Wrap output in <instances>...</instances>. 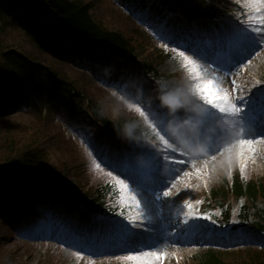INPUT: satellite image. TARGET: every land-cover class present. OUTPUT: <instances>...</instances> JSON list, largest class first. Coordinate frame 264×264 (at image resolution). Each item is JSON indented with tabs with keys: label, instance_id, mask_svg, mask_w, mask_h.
Segmentation results:
<instances>
[{
	"label": "rangeland",
	"instance_id": "obj_1",
	"mask_svg": "<svg viewBox=\"0 0 264 264\" xmlns=\"http://www.w3.org/2000/svg\"><path fill=\"white\" fill-rule=\"evenodd\" d=\"M85 1L89 2L92 7L91 13L97 21H101L104 28L121 31L125 37L129 39L140 60H152L151 53L153 50L156 48L160 49V47L163 46L162 43L159 42L163 40L157 36H160V34H154L155 38L159 40L155 46L154 41L150 42L149 39L146 38L149 37L147 34L149 32L147 31L146 33V31L143 30L130 15L126 14L114 0ZM229 1L230 2H227L230 3L231 9L229 7H224L225 3H227L225 1L218 2V0H214L212 2L213 6H217L219 9H223L230 14L236 13L234 16H236L240 22L246 24L247 29L260 26L264 23V3L260 2V0ZM257 10H259V12ZM145 12L154 17L156 11ZM230 17L227 18L235 21L233 16ZM151 23L152 22H150V24ZM208 25L210 28L218 26V31H220L223 26L229 27V25H226L221 20L209 22ZM3 27L4 28H0V39L3 45L7 43L13 44L15 45L13 47L20 50L29 60L36 58L38 60L39 58L43 65L53 64L57 67H61L62 70L64 69L63 73L67 79H69V81H75L80 88L83 89L82 91L85 94V99L88 101L86 102L87 105L84 104V106L86 108L90 106L96 107L99 112L102 113V119L111 121L108 126H105V124L100 121L93 123V133L88 130L87 126L75 124L72 116L69 117V120L60 116L57 111H60L63 116H65V114L54 106H49L46 109L39 107L37 110H22L12 117L0 121V156H2V161L5 162L6 156L9 155L16 159H21V154L27 150L29 152L41 153L43 156L41 160H43L44 163L46 162L47 166L54 168L63 181L62 184L64 186H54L58 201L60 199L63 200V196L67 192L66 188L70 190L73 195H82L85 192L92 191L98 184L105 182L103 168L96 167L97 163H99V159L84 141L86 143L88 141H93L103 153H109V155L113 154V150L117 147L123 149V147L120 146L121 142H130L135 145H142L146 142L147 136L144 138L141 136L125 137L124 139L117 132L113 134L108 132L109 129L111 130L112 126L115 127L114 121L117 123L122 115L126 119L135 120L140 126L148 130L149 138L154 139V141H152L153 139L150 140L148 144L150 145L149 147L152 148L148 154L152 155L154 149L156 158H158L159 162L163 165L166 164L165 167L167 168L170 167L172 158H164L165 145L152 127L155 121L150 120L149 122L148 119H145L136 112L134 107L131 109L128 107L129 104H144L145 99L135 101V99L130 100L125 97V95H130L129 92L133 90L134 87L143 89L142 94L145 92L144 95L146 97L152 96V90L156 91L161 100H157L156 94L155 100L161 108H164L162 97L172 98L175 101L176 107H181L183 103H186L184 98L189 99V96L191 97L193 95L199 99L198 94L194 90L195 84L204 85L209 84V82H211L209 84L211 89L217 90L221 95L227 94L229 96V113L234 112V109L231 108V104L235 102V98L238 97L239 92H242L241 97L244 99L251 97L257 113H259L261 106L264 105V47H262L261 51L257 54L251 53V57L248 59L250 65L244 72L237 75H224L212 69L199 57L189 52H186V55L195 61V65L185 67L183 58L177 56L176 58L180 60V70H178L176 74L177 81L173 80L174 76H171L172 80L167 79L170 82L166 84L169 86V92L160 94L158 92L159 86L156 85L145 72L137 67L133 69L116 60L120 59L118 55L115 56L116 59H113L111 63L107 65V68L111 70L109 71V76H106L107 79L113 77L116 83L113 86L105 81L99 84V81L86 69H80L71 63H64L65 65L62 64V66H59L46 54H38V51L32 49L19 35L22 31L18 27L13 25H11V27ZM194 27L195 28L191 31L196 33L201 29L197 25H194ZM189 28L190 25L187 24V26H179L178 29L182 32H188ZM159 31L166 35L169 33V30L166 29H161ZM252 34L255 35V33ZM8 44L7 46H10ZM139 58L137 59L139 60ZM193 67L195 69L194 72L191 70ZM104 75H106V73H104ZM127 80L131 81V83L129 84ZM140 81L146 86H138L135 84ZM233 81L235 82V87L232 86ZM126 82L130 86L125 84L123 88L117 87L119 83L122 84ZM107 86H111L112 88ZM237 88L239 91L236 90ZM135 91H137V89H135ZM132 94L134 93L132 92ZM180 99L183 100V103ZM178 102H180L181 105H179ZM148 106L152 105L149 103ZM85 107L83 108L84 112L86 111ZM169 108H173L171 104H168L167 109ZM210 111H212V113L215 112L212 115L216 116L218 120H222L223 129H227L232 135L236 134V129L233 128L236 125L235 115H224L219 113L218 110L211 108ZM75 115L77 117L81 116L80 113H76ZM231 134L227 133L229 136H231ZM83 135H86L85 138ZM7 144H10L9 149H6ZM86 147L88 149H86ZM250 147L254 148L255 151H251ZM141 152L145 154L143 151ZM263 160L264 142L259 141L249 146L241 145L237 140L233 141L227 151L218 159L216 158L206 162H194L191 164L187 163L186 166L175 164V167H177L176 174L179 177L174 185L165 189L167 191L170 189L169 196L162 197L161 200H156L155 197H152V194L143 193L147 200L151 202L148 208L144 207L145 201L141 199L139 190L131 187L122 190L121 185H119L117 190L116 182L109 179L115 186L118 197L112 206L110 204L107 205L108 208H106V211H109L110 206L116 209L118 215L122 214L126 217L134 218L131 221H139L154 226L156 232L153 233V235H155V237L160 236V222L163 220L170 219L174 222L173 225L186 224L189 225V227L200 226L203 224V219L200 218L202 214L198 207L202 201H204V196L209 194V191H216L220 189V187H223L224 190H228L231 183L236 179L245 181L248 179L257 180L263 177ZM156 169H158V167L154 169L151 168L147 170V172L155 173ZM10 172L19 173L21 176H29L32 169L28 168L22 172H14L11 170ZM40 192L41 190L37 189L35 194H40ZM49 193L50 192L46 189V194ZM39 197L41 199L36 201V208L47 205L48 208H46V210L50 211L54 217L58 215L68 218L72 212L76 216L78 222H86L89 226L90 220L86 214V210L76 201L74 203L72 200L65 201L67 204H65L64 207L58 204L59 207L58 210H56L52 204L43 203L44 200L48 202L46 201V197L42 194H40ZM258 200L261 201V199ZM50 203H52V201ZM189 205H191V207H189ZM13 208L15 210L14 205ZM14 214L15 215L10 218V225L12 226L13 223L12 229L7 226L6 220L2 218L5 216L0 214V264H127L125 261L118 260L116 256L102 260L91 258L81 253L79 254L76 251L73 253L69 250L67 251V249L53 239V229H51L52 236L48 238H44L46 231L41 232L42 227H39L40 230H37V232H41L39 234H41L43 239L34 240L30 237L22 238L17 235L21 227L20 221L30 219L32 214H19L16 210ZM52 216L50 220L53 218ZM28 222L31 225L30 221ZM31 222H35V219H32ZM57 231H59V228ZM27 236H29V234ZM227 248L229 249L231 247ZM152 250L162 251L166 256L163 261L155 260L151 256L147 257L148 260L152 261V264L193 263L191 251L188 250L186 246L167 245L166 247L160 249L153 248Z\"/></svg>",
	"mask_w": 264,
	"mask_h": 264
},
{
	"label": "trees",
	"instance_id": "obj_2",
	"mask_svg": "<svg viewBox=\"0 0 264 264\" xmlns=\"http://www.w3.org/2000/svg\"><path fill=\"white\" fill-rule=\"evenodd\" d=\"M167 1L190 15L202 18L233 16L236 22L239 21L234 16L236 13L230 14L213 6L214 0ZM224 1L230 2L218 0V2ZM228 2L224 7L230 8ZM91 10V5L85 0H2L0 1V28L11 27V25L18 27L22 31L19 35L32 49L48 57H50L48 54L54 55L57 57L54 61L59 66H62L64 56L68 54L62 51L65 47L63 49L68 50L72 57L80 58L81 61L88 60L97 65L109 59L107 52L117 51L126 61L135 62L158 79L178 72L180 66L177 58L170 51L156 48L151 53L152 60L144 61L139 58L140 61H136L138 54L129 39L121 31L104 28L101 21L95 19ZM7 44L3 45L0 39V90L4 91L6 86L3 93L5 98L0 97L2 101L0 102V121L12 117L17 111L15 106L20 104H24L23 107H33L32 110H37L36 106L39 105L43 108L55 105L68 110L71 114L83 111L81 103L85 101L87 105L86 102H88L83 89L75 81L67 79L63 73L64 69L53 64L43 65L39 58L29 60L20 50L13 47L15 45L7 46ZM99 48L103 49L104 56H95L92 52ZM93 70L99 74L97 68L94 67ZM91 111L92 108H88L89 114ZM86 114L83 115V119L89 118L92 121L90 115ZM117 125L123 135L133 132L142 133L143 130L136 121L126 119L124 116L119 119ZM144 132H147L146 129ZM9 148L10 144H7L6 149ZM42 158L41 153L28 150L21 154V159L9 155L4 162L0 156V214L2 216L6 217L10 214L7 209L13 208L16 201H20L23 208L33 209L34 191L42 181L51 177L56 180L60 178L54 168L47 166V163L41 160ZM26 168L32 169L29 176L22 177L19 173L10 172L11 170L22 172L27 170ZM113 188L112 183L105 179L104 183L98 184L92 191L85 192L82 200L88 209L94 212L103 211L107 198L111 199L115 195ZM241 189L240 182L236 181L229 193L241 196V193L245 191L251 198L252 207L250 210L248 207H242V213L240 210L238 213L240 212L245 221L264 229V205H259L258 200L262 199L264 203V179L249 182L246 185L247 190ZM224 213L227 215L226 212ZM231 254L235 253L230 252L229 255ZM226 255L218 250H201L194 255L196 259L194 264H264V251L256 249L239 253L236 255L237 260L229 261L225 259Z\"/></svg>",
	"mask_w": 264,
	"mask_h": 264
},
{
	"label": "snow or ice",
	"instance_id": "obj_3",
	"mask_svg": "<svg viewBox=\"0 0 264 264\" xmlns=\"http://www.w3.org/2000/svg\"><path fill=\"white\" fill-rule=\"evenodd\" d=\"M260 2L264 3V0H260ZM259 12V10H257ZM235 30L228 28L227 26H224V39L225 42L231 43L233 41L239 42L242 44V51L240 53L234 54L232 59L234 60L233 66H237L239 63H241V60L239 59L240 55H243L245 52H251L253 50L258 49L261 44H264V23H262L260 26H254L251 29H240L237 34H234ZM252 33H255L253 35ZM169 45H172V50L174 52H178V55L183 58L185 62V67L194 66L195 61L190 59L188 55H186V52L192 51L187 46H182L179 43H176L174 40H167L166 42ZM183 49V50H180ZM193 55L195 53L193 52ZM193 72L195 71L194 67L191 69ZM198 78V74H197ZM211 82H209L210 84ZM209 84H195L194 90L198 94L199 99L207 106H209L211 109L218 110L219 113L224 115H236L238 116L243 123L245 124L247 129H251V132L245 131L242 129V133L247 136L251 135V139H241L239 143L241 145H249L252 146L259 141L256 139V137H260L261 140H264V105H262L260 112L257 113L253 104V101L251 97L248 99H244L243 97H238L237 102L231 104V108L235 109V112L229 113V96L227 94L221 95L217 90H213L209 87ZM232 86L235 87V82H232ZM239 91V89H236ZM165 104H171L174 111L172 113L173 117H179L182 115L179 111H175L176 104L175 101L170 98L166 97ZM128 107L135 108V111L138 112L141 116H143L145 119L155 121V123L152 124V127L155 129L156 134L159 136V139L163 142L165 145V159H168L169 157L172 158L173 163H179L181 165H187L186 160H176V149L172 147L173 144L176 143L175 140L172 139V137L169 135V132L166 130L165 125L168 123V120L171 118L167 108H161L158 103H154L152 106H146L142 103H139L138 105H132L129 104ZM147 113V115H146ZM219 134V133H218ZM226 135V133H225ZM89 147L93 150L96 157L99 159L100 163H97L96 167L100 168L101 164H103L105 167H107L109 170L108 175L112 176L113 173H117L119 177H123L122 179H117V183L121 185V189H128L129 184L125 183V180H128L131 185L135 186L136 188L140 189L139 195L141 196V199H144V207L148 208L150 207L151 202L147 200V198L143 195L144 188L139 184V182L131 175H128L125 173L119 166V153L116 154L115 158L108 159L104 156V153L99 149V147L93 142L88 141ZM215 143V141H214ZM215 150L212 147H209L208 151L209 153H213ZM251 151H255L254 148L250 147ZM184 153L181 152L180 156H183ZM213 159H215V155L212 156ZM243 170V166H242ZM166 187V183L161 180L157 182V188L152 189V195L155 197L156 200H161L162 197L159 195V192H163V197H167L170 195V189L168 191H163V189ZM139 203V201H138ZM191 207V205H189ZM116 224L119 225L120 230L125 234L126 236V243L129 245H132L134 238L142 236L144 233L147 234H153L156 232V229L154 226L150 224H144L136 223L134 221H129V223H121L119 221L116 222ZM133 229H141L142 231H133ZM149 239H155V236L150 235ZM172 243H179V241H172ZM69 246H72L71 244ZM145 247L148 249H152L155 247L154 244H145ZM123 251H126L128 254L123 256H117L116 258L121 261L127 262V264H152V261L148 260L147 257L151 256L155 260L163 261L166 256L162 251L159 250H149V251H142L139 248L129 246L127 248L122 249ZM79 252H86L89 255H97V254H104V253H95L91 252L88 249H85L83 246L79 248ZM113 255H115L113 253Z\"/></svg>",
	"mask_w": 264,
	"mask_h": 264
},
{
	"label": "bare ground",
	"instance_id": "obj_4",
	"mask_svg": "<svg viewBox=\"0 0 264 264\" xmlns=\"http://www.w3.org/2000/svg\"><path fill=\"white\" fill-rule=\"evenodd\" d=\"M155 98V95H154V93H152V96H150V97H148V99H151V100H153ZM85 102V101H84ZM84 102H82L81 103V105L83 106V108L85 107L84 106ZM153 102V101H152ZM31 108H33V107H31ZM120 146H122L123 147V149H126L127 147L126 146H124V145H122L121 143H120ZM112 147H114V146H112ZM118 149H120L119 147H117ZM189 233L191 234V231L189 230Z\"/></svg>",
	"mask_w": 264,
	"mask_h": 264
},
{
	"label": "water",
	"instance_id": "obj_5",
	"mask_svg": "<svg viewBox=\"0 0 264 264\" xmlns=\"http://www.w3.org/2000/svg\"><path fill=\"white\" fill-rule=\"evenodd\" d=\"M104 123H105V124H107V122H106V121H104Z\"/></svg>",
	"mask_w": 264,
	"mask_h": 264
}]
</instances>
